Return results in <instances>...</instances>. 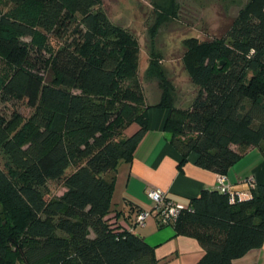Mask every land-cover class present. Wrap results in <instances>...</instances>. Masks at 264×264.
<instances>
[{
    "label": "trees",
    "instance_id": "16d2710c",
    "mask_svg": "<svg viewBox=\"0 0 264 264\" xmlns=\"http://www.w3.org/2000/svg\"><path fill=\"white\" fill-rule=\"evenodd\" d=\"M99 2L0 0L9 7L0 8V103L31 109L0 113V264H160L135 220L125 227L111 210L117 167L146 132L147 106L137 43L94 10ZM47 36L60 41L55 51ZM186 44L197 88L188 108L174 106L157 63L148 71L181 163L194 153L199 167L227 174L242 157L235 147L264 160V0H248L220 38ZM131 123L139 127L125 135ZM51 181L61 194L47 196ZM171 226L198 241L197 264H233L264 241V182L248 198L202 190Z\"/></svg>",
    "mask_w": 264,
    "mask_h": 264
},
{
    "label": "crops",
    "instance_id": "0c3cea01",
    "mask_svg": "<svg viewBox=\"0 0 264 264\" xmlns=\"http://www.w3.org/2000/svg\"><path fill=\"white\" fill-rule=\"evenodd\" d=\"M142 92L147 106L146 132L132 159L118 165L111 199V210L122 214L118 222L125 227L129 222L134 223L137 210H153L154 202L146 194L149 189H159L166 198L187 204L202 190L216 188L217 173L199 167L194 153H189L181 163V155L170 144V133L163 128L167 110L155 106L160 99L157 84L150 102L143 89ZM138 127L137 123H131L125 128V135L133 134ZM234 149L241 152L242 157L226 174L230 191L240 198H248L251 189L247 179L253 177L256 184L264 182V160L254 147ZM132 228L153 248L154 257L160 264H197L203 255L196 239L177 235L171 225L159 223L154 214L149 215L143 225ZM254 263L264 264V241L259 248L233 260V264Z\"/></svg>",
    "mask_w": 264,
    "mask_h": 264
},
{
    "label": "rangeland",
    "instance_id": "374dc122",
    "mask_svg": "<svg viewBox=\"0 0 264 264\" xmlns=\"http://www.w3.org/2000/svg\"><path fill=\"white\" fill-rule=\"evenodd\" d=\"M247 2L248 0H100L94 10L103 11L116 27L135 39L138 47L137 76L148 101L152 100L150 95L157 84V80L148 73L150 63L154 61L172 84L170 94L174 106L186 109L191 105L197 90L185 71L186 41L203 43L220 38ZM0 8L3 12L9 10L8 6ZM59 46L60 41L47 36L45 47L49 52L55 51ZM14 110L25 118L31 112L25 101L9 100L0 103V113L9 116ZM5 160V155L0 150V166ZM63 190L59 181H51L47 185V196L59 195Z\"/></svg>",
    "mask_w": 264,
    "mask_h": 264
},
{
    "label": "built area",
    "instance_id": "2783aa9c",
    "mask_svg": "<svg viewBox=\"0 0 264 264\" xmlns=\"http://www.w3.org/2000/svg\"><path fill=\"white\" fill-rule=\"evenodd\" d=\"M250 189L256 187V182L253 177L247 179ZM221 193L231 194L230 185L226 174H217L216 188ZM147 196L154 202L152 211L142 210L135 217V225H143L145 219L154 214L159 223L171 225L174 223L181 211L187 209V204L174 202L167 199L164 192L159 189H149L146 192Z\"/></svg>",
    "mask_w": 264,
    "mask_h": 264
}]
</instances>
